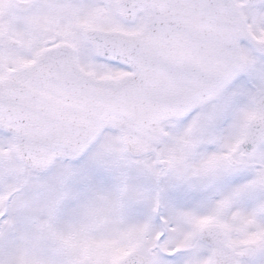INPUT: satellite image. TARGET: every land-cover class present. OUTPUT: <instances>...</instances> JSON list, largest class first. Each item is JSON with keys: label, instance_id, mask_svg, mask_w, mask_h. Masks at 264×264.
Returning <instances> with one entry per match:
<instances>
[{"label": "snow or ice", "instance_id": "6c2138e0", "mask_svg": "<svg viewBox=\"0 0 264 264\" xmlns=\"http://www.w3.org/2000/svg\"><path fill=\"white\" fill-rule=\"evenodd\" d=\"M0 264H264V0H0Z\"/></svg>", "mask_w": 264, "mask_h": 264}]
</instances>
